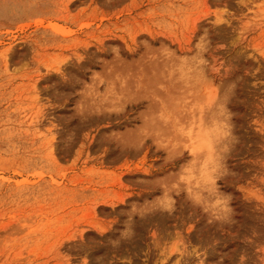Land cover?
<instances>
[{"label": "rangeland", "instance_id": "1", "mask_svg": "<svg viewBox=\"0 0 264 264\" xmlns=\"http://www.w3.org/2000/svg\"><path fill=\"white\" fill-rule=\"evenodd\" d=\"M0 264H264V0H0Z\"/></svg>", "mask_w": 264, "mask_h": 264}]
</instances>
